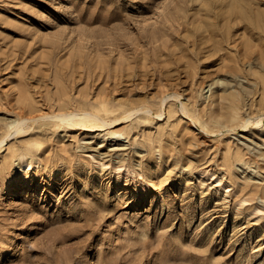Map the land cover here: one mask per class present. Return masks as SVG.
Wrapping results in <instances>:
<instances>
[{
  "label": "rangeland",
  "instance_id": "1",
  "mask_svg": "<svg viewBox=\"0 0 264 264\" xmlns=\"http://www.w3.org/2000/svg\"><path fill=\"white\" fill-rule=\"evenodd\" d=\"M250 7L243 60L230 0H0V136L35 117L0 148V264H264Z\"/></svg>",
  "mask_w": 264,
  "mask_h": 264
},
{
  "label": "bare ground",
  "instance_id": "2",
  "mask_svg": "<svg viewBox=\"0 0 264 264\" xmlns=\"http://www.w3.org/2000/svg\"><path fill=\"white\" fill-rule=\"evenodd\" d=\"M255 0H230V4L234 5L236 8V12L234 14V18L236 23L239 26V29L236 30V32L234 33L232 40L234 42V45L238 51L242 50L240 52L241 58L243 60L246 59H251L252 57V53L254 52H249V49L251 47V43H245L243 37L244 35H242L243 33H241V31L246 30V28H248L250 26V24H252L253 26H255V24H253V16L251 13H244V11L249 10L251 11V7L250 5L254 3ZM249 18L248 24H243L242 20ZM248 25V26H247ZM236 34V37H234ZM229 37H227V41L230 40ZM231 43H228L227 45L229 46ZM259 54L258 57L262 58L264 57V49L263 48H259L258 49ZM230 52H228L229 54ZM227 54V55H228ZM228 57V56H227ZM239 84H242L239 83ZM170 94H174V96L177 98L180 97L181 92L178 90H174L173 93ZM142 109V107L140 108ZM69 111H64L61 113H57L55 114V116L57 117L54 122L59 123L60 125H66V126H75V125H79V126H83L87 129L90 128H100L103 127L106 124V118L104 117L100 112L96 111L98 109L96 108H90V109H83L85 111H81L82 109L79 108L78 106H73V108L71 109H66ZM107 110V109H105ZM144 110H150L149 108H146ZM162 113V112H161ZM127 116H123L122 118H125ZM34 116L31 115H25L23 112H20L10 123V127L8 129V131L3 135L0 136V148L3 147L4 142L7 138H9L12 135H19L21 134L27 127L26 123L28 119H34ZM116 120H112V122H115ZM28 164H32V163H28ZM156 170V169H155Z\"/></svg>",
  "mask_w": 264,
  "mask_h": 264
}]
</instances>
